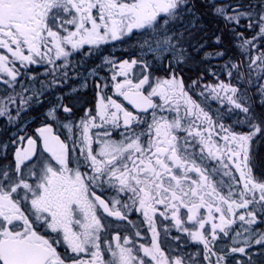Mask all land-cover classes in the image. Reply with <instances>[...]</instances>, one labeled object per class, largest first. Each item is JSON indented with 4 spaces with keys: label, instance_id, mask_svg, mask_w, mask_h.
<instances>
[{
    "label": "snow or ice",
    "instance_id": "6c2138e0",
    "mask_svg": "<svg viewBox=\"0 0 264 264\" xmlns=\"http://www.w3.org/2000/svg\"><path fill=\"white\" fill-rule=\"evenodd\" d=\"M209 15L223 25L211 50ZM133 37L136 55L81 71ZM210 60L222 63L186 83V66ZM89 78L95 106L77 116L64 99ZM76 79L11 153L0 144V264H254L264 0H0V118L24 132Z\"/></svg>",
    "mask_w": 264,
    "mask_h": 264
},
{
    "label": "flooded vegetation",
    "instance_id": "af4514ba",
    "mask_svg": "<svg viewBox=\"0 0 264 264\" xmlns=\"http://www.w3.org/2000/svg\"><path fill=\"white\" fill-rule=\"evenodd\" d=\"M204 24L207 27V47L209 50H211V49H214L217 47L216 45L212 44L213 32L215 31L217 26L222 27L223 25H222V22L215 20L210 15L204 19ZM225 42H226V45H228L230 43L227 35L225 36ZM135 43H136V38L133 37V39L126 44L117 43L115 45V48H113L112 46H104L102 53L98 56H94V57L88 59L85 62L84 69H82L81 71L91 69V68L95 67L97 64H99L100 58L102 55H113L118 60L130 58L131 56L136 55V50L134 48ZM228 55L234 56L233 49H231L229 51ZM80 58H81L80 56L76 57V59H78V60ZM220 63H222V61L210 60V61H207L203 64H199V65L192 64L190 66H186L184 68V72H183V76L185 78L186 83H190L192 79H195L198 73L206 72L209 67L218 66ZM32 70L34 72H42L43 71V69L35 67V66L33 67ZM216 71L219 73L220 69L218 67H216ZM110 75H111V73L107 67L102 69L99 73V76L104 77L106 80H109V81H110ZM220 78L225 79V77L223 75H221ZM97 79H99V77H97ZM213 79L214 78L212 76H210V75L207 76V80L209 82H212ZM80 84H81V79L70 80L69 83L67 85H65V87L63 89H56L55 92L50 94L49 98L45 101V103L43 105L34 107L32 109L33 113H29L30 112V110H29V112H28L29 116H26V114H25V119L28 120L27 125L26 126H24L23 124L21 125V127H24V131L26 129H28V132L26 134L32 135L34 133L35 129L41 125V121L43 118V112L49 106L48 100H51L52 102H54V97L56 94H63V93L70 92V89L72 87H74V86L79 87ZM96 92H97V89L95 87V81L92 78H89L88 79V87L86 89H81L80 91H78L76 93H72L71 95L65 96L64 102L66 104L73 105L74 110L77 113V116H80L83 114V111L85 108H93L95 106ZM216 105H217L216 102H214V101L211 102V107H213V109H216L218 107V105L217 106ZM31 117H35V119L34 120L30 119ZM226 122L230 123L231 121L226 120ZM9 137H7L6 140L10 144L12 135H10ZM10 146L9 147H10V153H11L14 150L15 145H10ZM262 149L264 151V146ZM9 158H11V157H9ZM109 219H112V218H109ZM130 219L138 221L139 218L137 216H132V217H130ZM115 223L116 222L114 221V224ZM113 231H115V228L113 229ZM119 231H121L123 233L124 228L122 227L121 229H119ZM149 239H150V233H147L145 235V240L143 242H147ZM189 250H193V249L190 248ZM248 251L253 254L252 260H253L254 264H264V249H261L259 246L254 245L252 248L248 249ZM237 259H241V257L239 255H237ZM243 259H247V258L244 257Z\"/></svg>",
    "mask_w": 264,
    "mask_h": 264
},
{
    "label": "trees",
    "instance_id": "16d2710c",
    "mask_svg": "<svg viewBox=\"0 0 264 264\" xmlns=\"http://www.w3.org/2000/svg\"><path fill=\"white\" fill-rule=\"evenodd\" d=\"M9 127H12V125L0 122V144L5 142ZM253 146V151L256 154L255 159L258 164V168L254 170V172L258 175L264 172V151L262 149L264 146V139L258 140Z\"/></svg>",
    "mask_w": 264,
    "mask_h": 264
},
{
    "label": "rangeland",
    "instance_id": "374dc122",
    "mask_svg": "<svg viewBox=\"0 0 264 264\" xmlns=\"http://www.w3.org/2000/svg\"><path fill=\"white\" fill-rule=\"evenodd\" d=\"M249 34V33H248ZM247 33H246V35H248ZM235 49H233V54L235 55ZM0 86H2L3 87V85H0ZM48 98H49V95H48ZM217 106V105H216ZM33 109V108H32ZM32 109H30V112L29 113H33L32 112ZM212 109H213V107H212ZM214 110V109H213ZM26 116H29V114L27 113L26 114ZM5 119V118H4ZM6 120V119H5ZM6 122H7V120H6ZM22 125V124H21ZM21 125L19 126V127H21ZM12 132L8 135V137L10 136V135H12V137H11V139H13L14 137H13V134L14 133H17V134H25V133H27L28 132V129H26L25 131H24V133L23 132H20L19 131V128H18V126H13V128L12 129H10ZM10 138V137H9ZM11 145V143L9 144V146ZM11 147V146H10ZM10 147H9V153H10ZM260 174H258V176H259Z\"/></svg>",
    "mask_w": 264,
    "mask_h": 264
}]
</instances>
